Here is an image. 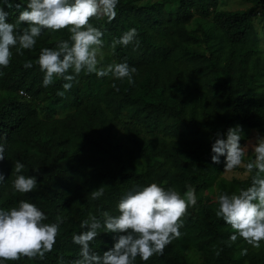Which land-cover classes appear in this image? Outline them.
I'll return each instance as SVG.
<instances>
[{
  "label": "trees",
  "instance_id": "1",
  "mask_svg": "<svg viewBox=\"0 0 264 264\" xmlns=\"http://www.w3.org/2000/svg\"><path fill=\"white\" fill-rule=\"evenodd\" d=\"M27 2L12 0L9 8L0 0L8 22L16 23ZM220 2L119 0L111 21L93 17L90 23L103 32L106 49L98 66L127 62L136 68L132 84L81 72L64 96L57 95L64 91L61 78L45 87L36 60L42 48L67 40V29L42 30L35 47L23 55L12 49L9 65L0 67V143L5 147L0 208L9 210L23 199L45 213V223L58 216L63 223L43 259L0 264H60L61 258L71 264L80 251L73 234L83 231L80 225L89 213L116 215L125 193L153 182L181 195L190 184L197 203L182 217L181 236L162 255L148 261L137 257L134 264H264V241L258 249L240 237L230 243L233 230L215 215L217 194L250 186L251 174L217 182L225 157L220 163L211 159L217 133L226 139L229 127L264 134V56L254 22L264 0L236 10L221 9ZM25 27L17 24V32ZM131 28L138 33L134 41L113 50V40ZM28 61L32 67L25 68ZM16 161L25 166L21 174L37 177L38 186L29 193L12 187ZM99 187L104 195L91 200L90 192ZM99 232L90 247L102 255L114 245L115 234Z\"/></svg>",
  "mask_w": 264,
  "mask_h": 264
},
{
  "label": "clouds",
  "instance_id": "2",
  "mask_svg": "<svg viewBox=\"0 0 264 264\" xmlns=\"http://www.w3.org/2000/svg\"><path fill=\"white\" fill-rule=\"evenodd\" d=\"M118 2L28 0L16 23L8 22V13L0 6V67L9 65L13 48L18 55H23V50H32L42 30L67 29L69 38L59 41L55 47L42 48L36 60L44 72L45 87L56 78H61L66 81L63 84L64 91H58L57 95L64 96L81 72L94 73L98 77L111 75L120 80L127 78L129 84L134 83L136 68L130 67L127 62L98 66V56H103V32L93 26L90 20L93 17H107L111 21L116 16ZM4 3L9 8L13 6L12 0H4ZM15 7L20 8V4ZM22 23H26L27 27L17 32V24ZM137 35V30L131 28L113 40L111 47L114 50L117 44L127 46ZM24 67H32V62H26ZM116 90L119 91L118 88ZM241 133L240 125L229 127L226 139L217 133L211 146L214 163H220V157H225V173L243 167L251 174L250 186L239 188L231 194H217L215 215L233 230L229 237L230 243L240 237L258 249L264 241V135L242 146ZM4 152L5 147L0 143V160L5 158ZM249 153L251 158H248ZM24 167L20 161L13 165L12 171L16 176L12 187L18 193H29L38 186L36 176L21 174ZM4 180L3 173H0V183ZM186 189L181 195L175 188L166 189L153 182L125 193L117 203L116 215L103 211L98 218L90 212L88 218L81 222L83 231L73 234L72 240L79 245L80 251L78 258L71 264H134L137 257L148 261L153 255H162L165 247L181 236L179 229L183 227L182 217L187 214L189 206L197 203L195 189L190 184H186ZM103 195V187L90 192L93 201ZM46 220L45 213L27 200H20L18 206L9 210L0 208V262L16 261L22 257L43 259L46 253L51 252L60 235L59 227L63 220L59 216L54 223H45ZM101 228L115 234L114 245L102 255L90 247ZM241 254L246 255L247 249H243ZM60 264H63V258Z\"/></svg>",
  "mask_w": 264,
  "mask_h": 264
},
{
  "label": "rangeland",
  "instance_id": "3",
  "mask_svg": "<svg viewBox=\"0 0 264 264\" xmlns=\"http://www.w3.org/2000/svg\"><path fill=\"white\" fill-rule=\"evenodd\" d=\"M253 1L254 0H221L220 8L227 9V10L247 9L254 4ZM254 22L258 29V33L261 39L260 53L262 56H264V6L263 5H260L259 7L255 9ZM101 51L104 56V52L106 51V49L102 48ZM103 56L102 58L98 56L99 64H101L100 60L103 59ZM62 115H65V113H63ZM262 135L264 134H262L257 129H250V130L242 131L240 144L243 146V145L248 144L249 141L255 142L256 137L262 136ZM248 158H251V153H249ZM224 171H225V168L218 175L216 179L217 182H219V180L221 179H227V180H231L234 178L246 179L250 175L249 173L246 172V170L243 167L234 169L230 173H225ZM217 186L218 184L216 183V187ZM261 245H262V242H261Z\"/></svg>",
  "mask_w": 264,
  "mask_h": 264
},
{
  "label": "built area",
  "instance_id": "4",
  "mask_svg": "<svg viewBox=\"0 0 264 264\" xmlns=\"http://www.w3.org/2000/svg\"><path fill=\"white\" fill-rule=\"evenodd\" d=\"M21 93H23V91H21Z\"/></svg>",
  "mask_w": 264,
  "mask_h": 264
}]
</instances>
